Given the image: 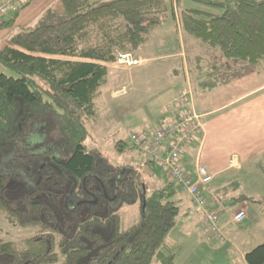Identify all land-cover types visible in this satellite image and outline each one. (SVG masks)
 <instances>
[{
	"label": "trees",
	"instance_id": "16d2710c",
	"mask_svg": "<svg viewBox=\"0 0 264 264\" xmlns=\"http://www.w3.org/2000/svg\"><path fill=\"white\" fill-rule=\"evenodd\" d=\"M184 1L61 0V13L47 10L0 50V65L15 74L0 73V264H176L166 243L179 215L174 184L146 194L135 169L112 167L83 142L107 66L174 19L173 5L185 34L225 59L264 62V0L204 2L219 15L181 9ZM125 205H138L140 220L123 230ZM11 228L32 233L14 240ZM244 260L264 264V244Z\"/></svg>",
	"mask_w": 264,
	"mask_h": 264
},
{
	"label": "crops",
	"instance_id": "0c3cea01",
	"mask_svg": "<svg viewBox=\"0 0 264 264\" xmlns=\"http://www.w3.org/2000/svg\"><path fill=\"white\" fill-rule=\"evenodd\" d=\"M182 5L181 9H188L182 8ZM47 10H53L52 12L56 14L61 13V0H32L21 9L10 7L7 10L10 12L9 19L0 20L11 21L8 26L0 28V50L5 47L12 48L11 37L20 29L31 25ZM172 20L173 27L166 25L156 28L152 31L148 43L132 55L142 61L141 65L146 63L144 66H136L125 71L116 68L114 72L109 71L113 64L107 66V80L111 74L118 79L130 78L125 79V84L130 86L125 95H115L119 92V84L112 87L110 94L108 93L109 102L111 105H119V108L125 109L126 112H141L143 106L148 111L145 105L157 99L159 113L153 119L142 114L139 119L140 133L131 134L146 138L158 127H167L177 119L178 110L169 111L166 108L169 99L178 90L189 92L187 109L193 110L200 117L201 129L192 143L186 147L181 165L193 177L198 167H203L212 176L211 183L201 187L200 192L207 208L219 216L218 227L221 229L222 238L217 240L208 234L202 220L203 212L180 187L174 185L179 207L176 224L183 223L188 230L184 235L178 234L179 244L167 240L166 243L175 248L176 264H211L199 255V251L207 245L201 241L199 248L188 249L184 258L178 262L177 251L184 238H196L197 232L192 227L193 220L203 228L205 243H221L227 237L225 229L232 222V214L236 209L245 206L246 218L249 215L250 206L248 208L247 205L249 202L236 204L233 200L237 197L234 194L240 182L241 172L248 168V164L252 167L250 159L254 160V166L258 169L264 168V62L249 65L235 59H225L218 50L208 46L203 48L197 39L185 34L180 28L177 16ZM3 71V66L0 65V73ZM167 80L168 84L165 83ZM105 86L101 92L105 90ZM153 92L156 98L151 99ZM150 167L157 166L152 162ZM154 173L162 187L170 182L166 172L161 168L159 173L156 170ZM224 191H229V194L224 195ZM252 199L254 202L249 204L256 202L254 198ZM235 205L238 207L231 211ZM222 210L225 212L224 216ZM262 214L264 215V209ZM262 244L258 243L255 247ZM248 252L239 248L223 250L225 261H222L225 264H246L244 256Z\"/></svg>",
	"mask_w": 264,
	"mask_h": 264
},
{
	"label": "rangeland",
	"instance_id": "374dc122",
	"mask_svg": "<svg viewBox=\"0 0 264 264\" xmlns=\"http://www.w3.org/2000/svg\"><path fill=\"white\" fill-rule=\"evenodd\" d=\"M3 1L4 0H0V4ZM31 1L32 0H29L28 2ZM205 1L211 0H201V2L184 1L182 3V8L196 9L212 15H219L222 13L223 9L217 6L206 4L204 3ZM216 1L218 3H223L226 0ZM25 4L26 3H24V5ZM173 10L176 17L178 15V12L175 5H173ZM14 11H16V9H14ZM44 13H42L37 20H35L31 25L27 27H34L39 23H42V17ZM9 14L10 12L6 11L5 14L0 15V20L2 18L8 20L10 16ZM166 25H170L171 27H173V20L171 15H168L167 19L161 24V26ZM197 42L203 48H207V46L203 45L200 41L197 40ZM144 64L139 66H144ZM116 68L117 67L115 65H112L111 68H109V71L111 70L110 72H114ZM3 69L4 71L2 73H5V75L8 76L15 77L14 73L5 69L4 67ZM117 69L124 71L128 70L127 68ZM116 79L118 78H115L114 76H112V74L111 76H109L107 80L108 82L106 83V86L104 88L105 90L100 93V96L96 100L97 117L95 120H90L85 123V129L88 133V136L86 140H84L83 145L87 151H97L100 154V157L107 161L108 164H110L112 167L120 168L130 166L135 169L140 175L145 193L150 194L152 191L162 188V184L160 185L157 182L154 173L155 170L159 173L160 168L158 166L154 168L148 166L147 160L150 159L147 158L145 154H141L140 151L138 152V149L136 150L135 147V149L132 147L130 136L132 133H140L141 128L139 126V119L141 118L142 114L146 117H149L150 119L156 117V114L159 113V111H157L159 102L156 99L153 102L147 103L145 106L148 111L143 106V110L141 112H126L125 109H120L119 105H111V103L109 102L108 93L110 94V91L112 90V87H114V85L117 86V84H119V92L115 95H125L126 92L130 89L129 84H125V79L128 80L130 78H120L117 81ZM165 83L168 84V80L165 81ZM158 90L159 87L156 88V91ZM153 94L154 92L151 94V99L156 98V96H154ZM174 96L169 99L168 102H170L174 98ZM117 108H119V110ZM250 164H252V167H250L248 164L249 169L245 168L243 172H241L240 182L239 185H237L238 187H236V192L234 194V196L245 195L247 197L254 198V200L256 201L253 204H247L248 208L250 206V208L248 209V217L245 218L241 223L231 222L230 224H228L225 229L227 237H225V240H223L221 243H205V240L203 239V228L198 225L197 221L192 219L193 230H196L197 232V235H195L196 238H184V241L181 242L179 250L177 251V262L180 261L181 258H184V255L186 254L188 249H195L197 247L199 248L201 242L207 245L205 248H202V245V251H199V255L211 264H225L222 261H225V258L223 257V250L239 248L250 251L253 249V247H255L256 244L264 243V215L262 214V211L264 209V168L258 169V167H255V162L253 159H250ZM163 171L166 172L165 170ZM165 174L167 176V173ZM237 207L238 205L233 206L231 208V211H233V209H236ZM246 208L247 207L245 206L241 208L239 207L235 212L239 211L240 209H244L246 212ZM119 214L121 216V229L123 230L128 229L132 225H135L140 220L138 205H125L121 208ZM224 215L225 212L222 210V216ZM178 223L175 224V226L170 231L169 237H167L166 239L167 241H173L179 244L180 239L177 237L178 234H186L188 227L185 224L183 225V223H181L180 225H178ZM3 227V230H5L4 232L8 231L7 228L10 229L8 226H2V228ZM11 231L12 235H14V240L28 237L32 233L31 229H12Z\"/></svg>",
	"mask_w": 264,
	"mask_h": 264
},
{
	"label": "built area",
	"instance_id": "2783aa9c",
	"mask_svg": "<svg viewBox=\"0 0 264 264\" xmlns=\"http://www.w3.org/2000/svg\"><path fill=\"white\" fill-rule=\"evenodd\" d=\"M29 0H4L0 4V15L6 13L10 7L20 8ZM142 61L135 59L131 54H118L113 63L117 68L131 69L141 65ZM190 94L187 90H178L174 98L166 104L169 111L178 110V117L167 127H158L146 138L133 134L130 139L133 147L145 154L156 166L167 173L169 181L178 186L203 212V223L208 234L214 239H221V229L218 227L219 216L207 208L201 195V187L212 181L203 167H198L193 177L181 165L182 155L186 147L192 143L201 129L200 117L191 109H187ZM246 218L244 209L232 215V222L241 223Z\"/></svg>",
	"mask_w": 264,
	"mask_h": 264
}]
</instances>
